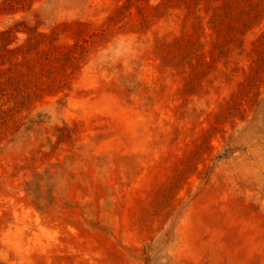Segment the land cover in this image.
I'll return each instance as SVG.
<instances>
[{"label": "rangeland", "instance_id": "rangeland-1", "mask_svg": "<svg viewBox=\"0 0 264 264\" xmlns=\"http://www.w3.org/2000/svg\"><path fill=\"white\" fill-rule=\"evenodd\" d=\"M0 264H264V0H0Z\"/></svg>", "mask_w": 264, "mask_h": 264}]
</instances>
